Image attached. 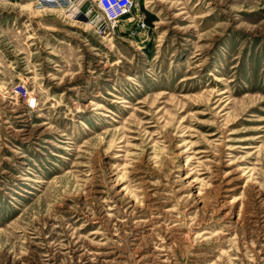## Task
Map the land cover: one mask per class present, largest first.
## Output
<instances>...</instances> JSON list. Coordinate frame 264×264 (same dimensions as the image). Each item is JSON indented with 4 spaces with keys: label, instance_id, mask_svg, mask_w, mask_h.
I'll return each mask as SVG.
<instances>
[{
    "label": "rangeland",
    "instance_id": "374dc122",
    "mask_svg": "<svg viewBox=\"0 0 264 264\" xmlns=\"http://www.w3.org/2000/svg\"><path fill=\"white\" fill-rule=\"evenodd\" d=\"M136 13L0 0V264H264V0Z\"/></svg>",
    "mask_w": 264,
    "mask_h": 264
},
{
    "label": "built area",
    "instance_id": "2783aa9c",
    "mask_svg": "<svg viewBox=\"0 0 264 264\" xmlns=\"http://www.w3.org/2000/svg\"><path fill=\"white\" fill-rule=\"evenodd\" d=\"M20 1V0H13ZM40 9L57 10L74 14L79 20L92 24L100 33L106 31L116 33L126 30L128 36L138 37L146 30V19L143 14L136 13L139 0H30ZM98 9L101 15L95 14ZM15 93L22 97L29 108L37 104V96L23 84H17Z\"/></svg>",
    "mask_w": 264,
    "mask_h": 264
}]
</instances>
